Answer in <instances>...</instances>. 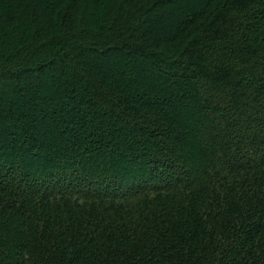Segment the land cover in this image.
<instances>
[{
  "label": "trees",
  "instance_id": "16d2710c",
  "mask_svg": "<svg viewBox=\"0 0 264 264\" xmlns=\"http://www.w3.org/2000/svg\"><path fill=\"white\" fill-rule=\"evenodd\" d=\"M0 264H264V0H0Z\"/></svg>",
  "mask_w": 264,
  "mask_h": 264
},
{
  "label": "rangeland",
  "instance_id": "374dc122",
  "mask_svg": "<svg viewBox=\"0 0 264 264\" xmlns=\"http://www.w3.org/2000/svg\"><path fill=\"white\" fill-rule=\"evenodd\" d=\"M34 81H36L34 78H33V80L30 79V82L26 81V83H28V85H26V88H28V89H23V91H22L20 94H22V93L25 94V92H27V90L33 88ZM31 86H32V87H31ZM54 86H55L54 91H56V89L60 87V86L58 85V83H57L56 85H54ZM63 86H65V84H63ZM23 87H25V86H23ZM30 87H31V88H30ZM35 87H36V86H34V89H37V87H36V88H35ZM60 88H61V87H60ZM64 89H65V87H64Z\"/></svg>",
  "mask_w": 264,
  "mask_h": 264
}]
</instances>
